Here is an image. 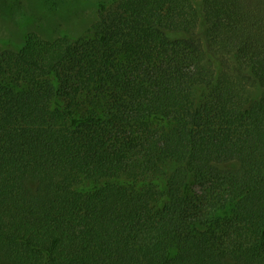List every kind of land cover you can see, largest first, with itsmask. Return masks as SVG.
<instances>
[{
  "label": "trees",
  "instance_id": "trees-1",
  "mask_svg": "<svg viewBox=\"0 0 264 264\" xmlns=\"http://www.w3.org/2000/svg\"><path fill=\"white\" fill-rule=\"evenodd\" d=\"M0 264H264V0L0 42Z\"/></svg>",
  "mask_w": 264,
  "mask_h": 264
},
{
  "label": "rangeland",
  "instance_id": "rangeland-1",
  "mask_svg": "<svg viewBox=\"0 0 264 264\" xmlns=\"http://www.w3.org/2000/svg\"><path fill=\"white\" fill-rule=\"evenodd\" d=\"M102 0H0V42L21 44L28 31L53 37L79 34L98 15Z\"/></svg>",
  "mask_w": 264,
  "mask_h": 264
}]
</instances>
